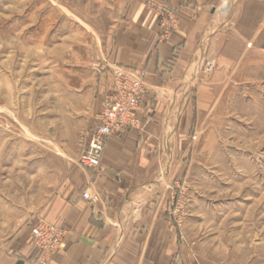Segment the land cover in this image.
Wrapping results in <instances>:
<instances>
[{
    "label": "rangeland",
    "instance_id": "rangeland-1",
    "mask_svg": "<svg viewBox=\"0 0 264 264\" xmlns=\"http://www.w3.org/2000/svg\"><path fill=\"white\" fill-rule=\"evenodd\" d=\"M133 1L0 0V246L42 206L47 187L56 185L46 182L48 168L57 174L61 161L75 163L88 145V110L104 74L111 78L103 68L106 50ZM168 4L180 14V7ZM227 5L217 11L230 19L235 9L231 4L225 12ZM240 18L239 33L247 40L233 39L231 51H256L248 55L256 64L243 73V83L258 97L261 112L264 0H248ZM73 84L81 87L82 126L79 135L71 127L63 144ZM248 104L235 102L236 110ZM255 116L242 121L253 124L242 134L238 120L225 119L223 133L211 129L192 150L188 178L176 184L173 221L198 264H264V120Z\"/></svg>",
    "mask_w": 264,
    "mask_h": 264
},
{
    "label": "crops",
    "instance_id": "crops-1",
    "mask_svg": "<svg viewBox=\"0 0 264 264\" xmlns=\"http://www.w3.org/2000/svg\"><path fill=\"white\" fill-rule=\"evenodd\" d=\"M167 1L180 7L178 28L167 41L160 40L157 18L144 1L134 0L106 50L110 63L148 71L139 110L142 127L110 136L98 172L66 160L57 174L48 168L46 182L56 185L47 187L42 206L0 246V264H40L31 232L40 219L66 231L61 247L45 264H198L179 241L173 221L176 184L188 178L192 150L211 129L223 133L220 127L226 128L225 119H231L240 121L237 133H245L253 124L242 121L258 114L264 120V109L260 112L258 97L243 83V73L256 64L248 55L256 51L242 46L231 51L233 39L247 40L238 23L248 0H230L235 9L230 19L217 11L227 3V12L228 0ZM205 60L214 61L212 73L203 72ZM105 75L88 110L93 129L111 88ZM70 89L72 107L65 137L59 138L63 144L71 127L79 135L82 126L81 87L73 84ZM238 101L249 103L245 111L236 110ZM87 188L100 192L102 203L85 201L81 193Z\"/></svg>",
    "mask_w": 264,
    "mask_h": 264
},
{
    "label": "built area",
    "instance_id": "built-area-1",
    "mask_svg": "<svg viewBox=\"0 0 264 264\" xmlns=\"http://www.w3.org/2000/svg\"><path fill=\"white\" fill-rule=\"evenodd\" d=\"M148 8L158 17L160 40L167 41L171 33L178 28L177 11L164 0H148ZM103 68L111 76V88L103 100L102 110L98 115V124L93 129L87 147L76 160L83 169L98 172L104 156L107 142L111 135L128 129L141 128L140 104L147 92L148 71L146 68L112 64L105 60ZM214 70V61L208 60L204 73ZM82 198L92 204L102 203L98 191L87 188L81 193ZM33 243L40 252V264H45L49 257L62 245L65 229L40 219L31 229Z\"/></svg>",
    "mask_w": 264,
    "mask_h": 264
}]
</instances>
